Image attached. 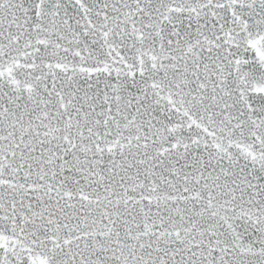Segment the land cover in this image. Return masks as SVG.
Listing matches in <instances>:
<instances>
[{
  "label": "snow or ice",
  "instance_id": "6c2138e0",
  "mask_svg": "<svg viewBox=\"0 0 264 264\" xmlns=\"http://www.w3.org/2000/svg\"><path fill=\"white\" fill-rule=\"evenodd\" d=\"M0 264H264V0H0Z\"/></svg>",
  "mask_w": 264,
  "mask_h": 264
}]
</instances>
